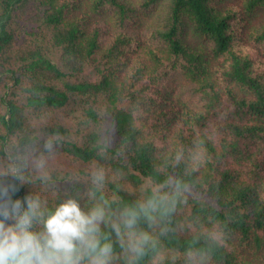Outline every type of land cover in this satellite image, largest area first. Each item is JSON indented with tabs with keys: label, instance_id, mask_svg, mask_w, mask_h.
Listing matches in <instances>:
<instances>
[{
	"label": "trees",
	"instance_id": "16d2710c",
	"mask_svg": "<svg viewBox=\"0 0 264 264\" xmlns=\"http://www.w3.org/2000/svg\"><path fill=\"white\" fill-rule=\"evenodd\" d=\"M17 170V196L110 221L155 201L138 256L101 225L113 264H264V0H0V171Z\"/></svg>",
	"mask_w": 264,
	"mask_h": 264
},
{
	"label": "clouds",
	"instance_id": "9594fccd",
	"mask_svg": "<svg viewBox=\"0 0 264 264\" xmlns=\"http://www.w3.org/2000/svg\"><path fill=\"white\" fill-rule=\"evenodd\" d=\"M44 147L52 152L55 144L48 140ZM36 166L41 170L39 179L46 184L43 163ZM9 175L20 182L25 180L19 170L0 171V264H113V244L102 233V224H110L121 247L131 256L140 255L150 240L146 233L136 231V223L141 213L147 215L157 209L153 200L140 205L139 212L124 210L115 222L109 220L103 206L85 210L72 197L48 207L39 192L17 196L18 189L3 179ZM102 179L101 172L92 173L94 185ZM128 264H132L131 258Z\"/></svg>",
	"mask_w": 264,
	"mask_h": 264
}]
</instances>
